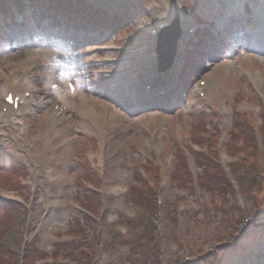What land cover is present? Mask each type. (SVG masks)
<instances>
[{
    "label": "rangeland",
    "instance_id": "1",
    "mask_svg": "<svg viewBox=\"0 0 264 264\" xmlns=\"http://www.w3.org/2000/svg\"><path fill=\"white\" fill-rule=\"evenodd\" d=\"M69 9L24 8L25 27L0 41V104L6 92L28 99L0 108V202L13 203L0 204V243L23 229L0 264L28 240L32 264H264V0ZM177 14L194 32L178 43L176 74L157 81L145 23ZM243 118L253 142L234 133Z\"/></svg>",
    "mask_w": 264,
    "mask_h": 264
},
{
    "label": "trees",
    "instance_id": "2",
    "mask_svg": "<svg viewBox=\"0 0 264 264\" xmlns=\"http://www.w3.org/2000/svg\"><path fill=\"white\" fill-rule=\"evenodd\" d=\"M9 1L10 0H0V21H2V18H10L11 15L9 14ZM13 2V5L16 7H21L20 6V0H11ZM25 3L28 5V7L33 10H35V12L38 11V9L40 7L43 6V3L46 2L48 7L50 8V10H54L55 8L61 7L62 9H64L65 11L67 9L70 8V2L68 0H24ZM79 4L81 3L78 2ZM5 21V20H4ZM233 130L234 133H241L243 134L242 136H244L246 138V141L248 139H250L251 142H253L254 140V136H252L251 132H250V125L248 124V122L243 118V120L241 122L239 121H235V124H233ZM235 162H233L232 164H235ZM237 164V163H236ZM220 172V176L223 180L222 185L226 186L228 190H231V186L230 183L228 181V179L226 178V176L224 175V173L222 172V169ZM9 204L8 207L9 208H13V203H11V201L9 202H3L1 200L0 204ZM21 215H23V212L20 213ZM23 232V229L21 228V230L17 229V230H7L5 234V236L3 237L4 239L1 241L0 243V247H2L3 249L6 250H10L13 249V247L18 248L20 247V243H21V234ZM69 245H72L71 243L69 244H64L63 247L66 249V252H70L74 255V247L72 246L69 247ZM38 249L36 248V246L30 242L27 244L26 248L24 249L23 252H21L22 254V261L23 264H32L29 263L31 258H39L38 257ZM16 253V256L13 257V260H10L9 264H16V262L19 260L20 255ZM70 256V255H68ZM71 257V256H70ZM56 262L55 260H53L52 264H58V263H54Z\"/></svg>",
    "mask_w": 264,
    "mask_h": 264
},
{
    "label": "bare ground",
    "instance_id": "3",
    "mask_svg": "<svg viewBox=\"0 0 264 264\" xmlns=\"http://www.w3.org/2000/svg\"><path fill=\"white\" fill-rule=\"evenodd\" d=\"M170 2H171V1H169L168 4H165V5H168L169 8H170L171 10H175L176 3L173 2V3L170 4ZM168 6H166V7H168ZM154 23H155V22H154ZM161 23H164V22H159V24H161ZM144 28H145V27H144ZM147 28H148V26H147ZM182 36L185 37L184 33H182ZM80 38H81V37H80ZM78 39H79V37H76L74 40H78ZM41 51H43V50H41ZM55 77L59 78L58 80H60V76H59V75H57V76H55ZM58 83H59V81H58ZM27 84H28L27 82H21L18 86H19V87H25V86H28ZM8 87L11 88V89L14 90V91H18V87H17V86H12V85H10V86H8ZM159 95H160V94H159ZM159 95H153L152 99H155V98H158V97H163V96H159ZM20 99L22 100V102H21L22 104L19 103V105H18V107H17V110L21 109V108L25 105V103H26V101H27L24 97H20ZM3 104H4V102L0 104V108H1V109L5 106V104H4V105H3ZM12 112H13V109L10 108V109L8 110V114H9V113H12ZM0 116H4V115H1V114H0Z\"/></svg>",
    "mask_w": 264,
    "mask_h": 264
},
{
    "label": "water",
    "instance_id": "4",
    "mask_svg": "<svg viewBox=\"0 0 264 264\" xmlns=\"http://www.w3.org/2000/svg\"><path fill=\"white\" fill-rule=\"evenodd\" d=\"M170 36H171V35H170ZM170 36H169V37H170ZM172 37H173V36H172ZM177 38H178L177 34L174 35L173 39H172L171 42H170L171 46L173 45V43H174V44L176 43ZM167 41H168V34H166V33H162V34L159 36V39H158V45H159L160 50L162 49V47H163L164 45L167 44Z\"/></svg>",
    "mask_w": 264,
    "mask_h": 264
},
{
    "label": "snow or ice",
    "instance_id": "5",
    "mask_svg": "<svg viewBox=\"0 0 264 264\" xmlns=\"http://www.w3.org/2000/svg\"><path fill=\"white\" fill-rule=\"evenodd\" d=\"M69 87L71 88V85H69ZM8 99H9V102H11V97H8Z\"/></svg>",
    "mask_w": 264,
    "mask_h": 264
}]
</instances>
